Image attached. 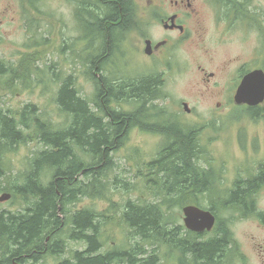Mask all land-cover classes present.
Listing matches in <instances>:
<instances>
[{"label":"trees","instance_id":"obj_1","mask_svg":"<svg viewBox=\"0 0 264 264\" xmlns=\"http://www.w3.org/2000/svg\"><path fill=\"white\" fill-rule=\"evenodd\" d=\"M26 1L35 13H42V8L37 6L42 0ZM45 1L42 2L44 6L47 3ZM94 4L92 9H87V4L83 8L86 13L111 11L107 20L114 23L110 28L113 36L114 31L119 32L131 24L128 0H96ZM120 9L123 19H120ZM84 27V34L80 35L86 36L84 40H87L92 35L90 32L85 35L89 26L85 24ZM94 31L102 38L107 36L103 21L95 26ZM39 32H33V46L37 48L47 44L44 36H38ZM109 42V45L113 44V40L109 39ZM89 51L86 48L78 53L87 54ZM107 57L102 54L89 59L91 63H88L87 80L96 83L92 100L81 93L72 74H54L52 84L58 86L55 104L58 115L62 117L61 122H54L52 117L35 105H26L20 110H0V193L14 194L13 200H17L18 195L33 198L28 208L25 207L27 209L22 208L17 212L0 210V264H12L14 259L23 264L27 258L25 256L36 261L39 253L54 255L65 251L70 240L81 244L82 251L73 250L72 260L62 264H163L167 262L170 253L177 255L178 264H236L235 259L242 257V253L229 227L230 220L225 221L216 212L232 215L240 213L247 206L253 207L254 194L251 192L259 184L264 185V172L236 184L235 189L218 205V209L210 205L209 210L217 217L212 232L199 234L187 231L184 226L171 223L167 213L172 208L165 210L166 207H173L168 200L177 198L179 203L190 201L206 209L201 205V198L212 191H208L207 185L209 172L195 164L194 159L200 152L193 144L192 134L180 132L174 127L169 129V133L162 132L171 138L172 143L163 149L159 159L150 163V170L154 173L152 176L156 178L151 182L158 184V190H161L155 197L157 201L154 206L142 202L141 197L137 202L128 203L121 214L122 223L127 226L131 237L137 240L134 245H128L126 249L113 247L103 250L101 229L111 224L109 215H99L93 207L72 212L71 205L75 202L79 204L84 199L104 200V192L101 190L105 185L109 188L118 185L126 187L124 179L113 176L114 183L107 180L106 175L113 174L117 165L111 154L124 146L131 128H153L144 121V113H148L145 108L165 98L159 91L160 79L122 81L114 76L96 79L94 72L99 73ZM33 61L31 56H26L14 68L12 63L0 58V83L5 80L8 90L14 91L18 84L22 85L29 79ZM37 71L38 77L40 73H45L38 68ZM135 105L140 108L130 112L129 109ZM249 113L253 118L259 114L254 110ZM34 141L37 149L26 164L25 171L18 172L19 175L15 177L7 167L8 156L15 153L19 146ZM74 148H78L80 156H89L92 161L77 159L75 162ZM45 171H51V175L47 176L50 179L47 186L40 183ZM160 175L161 179L158 180ZM193 182L202 184L192 185L197 192L185 196L189 184ZM248 200L252 202L246 205ZM58 204L62 207L60 210ZM117 207L112 204V211L116 212ZM59 213L68 216V235L61 230L63 223ZM170 223L172 228H167ZM46 241H50L47 247Z\"/></svg>","mask_w":264,"mask_h":264},{"label":"rangeland","instance_id":"obj_2","mask_svg":"<svg viewBox=\"0 0 264 264\" xmlns=\"http://www.w3.org/2000/svg\"><path fill=\"white\" fill-rule=\"evenodd\" d=\"M81 1L47 0L45 7L42 2L46 1L42 0L37 6L42 8L43 14H37L26 0H0V58L12 63L14 68H17L26 56L34 59L29 79L22 85L16 82L18 85L14 91L8 90L4 84L5 80L1 81L0 110H20L26 105H35L52 117L54 122H61L62 117L58 115L55 104L58 86L52 84L54 74H72L81 93L88 100H92L96 83L87 80L88 63H91L89 59L108 54L103 62L105 66H101L99 73L94 72L96 79L114 76L122 81H134L142 76L143 79L156 76L155 73H162L164 83L159 87V91L165 98L155 101L153 106H146L148 113H144V121L165 122L167 115L162 112L169 111L168 117L175 112L184 113V103L192 110L193 115L183 122V126L200 132L198 147L202 154L199 165L209 170L212 176V184L208 189L212 193L207 192L201 198V205L205 210H209L210 205L218 209L221 201L234 189L237 180H246L257 176L261 169L264 171V113L253 118L247 107L237 106L233 101L242 66L254 65V68L264 70V0H224V10L230 5V10H238V13H232V18L228 19L223 11L224 17L221 18L220 25L215 17L216 7L210 1L209 7L204 6V9L200 10V26L190 21V37L181 41L176 54H172L173 61L178 62L180 68L176 65L173 69L169 60L160 63L162 68L154 70L155 73L150 72V68L139 55L135 58L129 52L132 51L131 44L134 40L130 45L127 42L109 51L103 49V45L96 39L92 25L94 18L84 9L82 11ZM95 1L86 0L84 3L85 6L88 5L87 9L95 7ZM133 1L141 6L145 4V0ZM136 14L138 18H143L142 8L138 9ZM219 14L222 15L220 11ZM81 19L89 26L85 35L87 32L92 35L87 40L82 39L80 35ZM38 31V36L47 39V44L40 48L33 46V32ZM137 41L136 38L134 46ZM86 48L91 51L87 54L78 53ZM128 52L133 59L129 65L124 63L125 54ZM37 68L39 71L44 70L46 74L40 73L38 77ZM212 73L215 76L208 82L207 76ZM12 86L15 88L16 85ZM218 103H222L221 108L217 107ZM139 108V105H135L129 111L136 112ZM262 111L264 112V105ZM167 145V142L164 145L161 139L152 137L147 131L133 128L128 133L124 146L114 156L117 165L112 177L124 179L126 182L125 188L118 187V196L113 199V202L118 204V212L113 215L114 203L105 199H84L78 204V210L93 207L99 215L110 216L111 224L108 223L101 229L104 250L113 247L126 249L137 242L131 237L130 231H127V226L122 223L121 214L128 203L137 202L141 197L144 203L157 201L149 197L150 191L161 193V190L149 189L153 186V183H150L153 177L150 176L154 174L149 164ZM36 149L35 141L19 146L16 152L7 158L9 172L15 174V177L19 175L18 172H24ZM157 179L160 180L161 175ZM3 194L10 193L2 192L0 197ZM188 194L195 193L187 192L184 195ZM168 201H171L173 206L165 208H172L167 213L171 223L184 226L182 211L193 204L179 200L183 203L181 205L177 198ZM17 202L10 200L0 203V210H20L22 204L18 205ZM255 202L256 209L262 214L261 218L247 215L252 212L251 206H247L242 213L232 215L215 211L225 221L230 220L229 227L242 253V257L235 259L236 264H264V190L256 194ZM250 203L248 200L246 205ZM81 248V244L70 242L66 255L70 254L69 250ZM168 256L167 262L163 264L179 263L174 253Z\"/></svg>","mask_w":264,"mask_h":264},{"label":"flooded vegetation","instance_id":"obj_3","mask_svg":"<svg viewBox=\"0 0 264 264\" xmlns=\"http://www.w3.org/2000/svg\"><path fill=\"white\" fill-rule=\"evenodd\" d=\"M85 1L86 0L81 1L82 11L84 9L83 5H85L84 3ZM210 1L212 4L214 3L216 7L217 11H216L215 17L218 19L219 25L221 23V18L224 17L223 15L224 13L228 19L232 18L231 16L232 13L234 15H237L238 13V10H235V11L230 10V5L224 10V0H207V1L206 0H145L144 6H141L138 3L137 4L134 3L133 0H128L130 14H131V24L127 28L121 29L119 31L120 33L114 31L115 36L112 35L111 29H110L111 26L114 25V23H112L110 20H107L111 16V11H106V10L95 11V12L89 11L87 12V14L92 15V17L94 18V22L92 23L94 30H95V26L100 25L101 21H103L104 30L107 36L106 38L105 36L102 38V36L96 35L97 36L96 39L98 40L99 44L103 45V47L106 48L107 51H109L113 47H119L120 44H127L128 42V45H130L131 41L134 40L131 44V48L133 52L131 50H129V52H131L135 58H137L138 57L137 55H139L141 59L150 68V72H153L157 68H162L160 63L168 62L169 60L173 65L172 66L173 69H175L176 65L179 67L180 64L178 65V62L176 63V61H173L172 54H176L177 49L181 46V41H184L190 37L191 35V31L189 27L190 21H193L195 25L200 26V21H199L200 20V10L204 9V6L209 7V5H211ZM140 8H142L143 18L139 17L140 18L139 19L137 17L136 11ZM219 11L222 13V15L219 14ZM120 19H123V13L121 9H120ZM80 22H81V31H82V34H84L83 31L85 30V27H84L85 23L84 21H82V19ZM83 36L81 35L82 39H84ZM136 38L138 41L136 43V46H134L133 44ZM107 39H108V42H106ZM109 39H111V41L113 40V42H111L113 43L112 45L111 44L109 45L110 43ZM80 43H78L79 47H80ZM129 52L125 54L126 60L124 61V63H127L128 65L133 60ZM254 67H255L254 65L248 67L247 64L242 66L240 70V78H239L240 82L238 86L236 87V90L233 96L234 102H235L234 99H235L237 89L240 86L244 77L252 73L253 71L262 70V69H257ZM155 74L156 76H151V77L147 76L146 78H143V79H147V78H154L157 80L160 79V86H161V84L164 83L163 75L162 73L160 74L155 73ZM137 76H140V75H137ZM214 76L215 75L213 73L209 74L207 76L209 77V79L207 78V81L210 82L212 78H214ZM142 77L136 78L135 80L142 79ZM185 105H188V104L187 103L183 104L184 113L175 112V113H172L171 117H168V115L170 114L169 111L162 112L163 114L167 115L165 122L161 120H158L159 122L146 121L148 123V126L153 127L152 129L143 130L140 126H135L133 128L135 129L138 128V129H142L143 131H147L149 134H151L152 137H158L159 139H161L164 145L166 144V142L169 145L172 143L171 138L167 134H164L162 132L169 133V129L174 127L180 132H186L188 134H192L193 144L198 147L199 146L198 145V134H200V132H198V130H190L183 126V122H186L187 120H189V118L193 115L192 110L188 108V106L186 108ZM221 105L222 103H218L217 107L221 108ZM263 105L264 103L257 105L255 107H248L246 105H243V106L247 107L248 111L254 110L255 112H258L259 113L258 117H259L262 114ZM155 126L162 127V128H155ZM133 128H131L128 133H130V131ZM201 129L205 130V128H201ZM199 152L200 154L197 155V158H196L197 160L194 159L195 164H197V167L200 168L201 170L209 172V170L199 165L201 161L199 160V158L202 154L201 150H199ZM159 155H160V152L158 153L157 158L153 160L151 164L154 163L157 159H159L160 157ZM149 167H150V164H149ZM261 171H263V169H261ZM150 177H153L152 178L153 180L151 181H155L154 176H150ZM209 177H210V180L207 182L208 188L210 184H212V180H211L212 176L210 172H209ZM253 177H256V176H253ZM247 180L248 179L244 180L242 178L237 180L234 184V189L236 187V184H241L243 182H246ZM194 184L197 185V184H202V183H195V182L190 183L188 187L189 188L188 192H192V193L197 192V189L195 187H192V185ZM151 185L153 186L150 187L149 189L158 190V184L153 183ZM262 190H264V185L262 184H259L257 188L253 189L251 193L254 194V197H253L254 202H255L256 194ZM255 204L256 202L254 203L252 207V212L247 215L256 216L258 218H261L262 214L258 211V209H256ZM247 215L244 214L243 216L246 217ZM183 222H184V214H183ZM199 234H204V233H199Z\"/></svg>","mask_w":264,"mask_h":264},{"label":"water","instance_id":"obj_4","mask_svg":"<svg viewBox=\"0 0 264 264\" xmlns=\"http://www.w3.org/2000/svg\"><path fill=\"white\" fill-rule=\"evenodd\" d=\"M237 105L255 107L264 102V71L256 70L242 80L235 95ZM187 108V105H185ZM11 196L3 194L0 203L9 201ZM184 223L188 230L195 233L211 232L216 224V217L211 211L202 210L196 206L183 209Z\"/></svg>","mask_w":264,"mask_h":264},{"label":"bare ground","instance_id":"obj_5","mask_svg":"<svg viewBox=\"0 0 264 264\" xmlns=\"http://www.w3.org/2000/svg\"><path fill=\"white\" fill-rule=\"evenodd\" d=\"M139 80V79H138ZM138 80H134V81H138ZM141 80H143V79H141ZM59 85H60V83H59ZM122 148V146L118 149V151L120 150ZM73 152L75 153V155L73 156L74 157V160H75V162H76V160L77 159H80V160H84V161H86V162H91L92 161V159H91V157H86V156H80L79 155V153H78V148H74V150H73ZM117 154V152H114V153H112L111 154V157H114L115 155ZM115 160V159H114ZM115 170H116V167H115ZM51 171H45V172H43V175H44V177L41 179L42 181L40 182L41 184H43L44 186H47L48 185V183H49V181H50V179H49V177L47 178V176H50L51 174H49ZM107 176V180L108 181H110V183L111 182H113L114 183V181H115V179L112 177V174L111 175H109V174H107L106 175ZM100 177H102L101 175H100ZM82 178V177H81ZM106 180V181H107ZM106 187H102V190L101 191H103L104 192V197H103V199H105V200H107V201H111V202H113V199L115 198V197H117L118 196V193H117V191L119 190V188L118 187H121V185H118V186H114V187H111V188H109L108 187V185H105ZM123 188V187H122ZM17 192V191H16ZM8 195H10L11 196V199L10 200H13V197H14V194H8ZM156 195H157V193H156V191H150V193H149V197H151V198H153V199H156L155 197H156ZM19 196V198L17 199V203H18V205H21L22 204V207H21V209L23 208V209H27L28 208V206H29V202L30 203H32L33 202V198H31L30 196L29 197H27V198H24L22 195H18ZM9 200V201H10ZM15 201V200H14ZM114 204H115V206L117 207V204L115 203V202H113ZM150 203V202H149ZM151 204H152V206H154V203H152L151 202ZM27 206V208H25ZM62 207L60 206V204H58V210H60ZM66 208V207H65ZM20 209V210H21ZM71 209H72V212H76V211H78V203H73L72 205H71ZM20 210H16L15 212H17V211H20ZM115 210H117V208L115 209ZM115 212V211H114ZM113 212V215H115L117 212H118V210L114 213ZM167 212V211H166ZM213 214H214V212H213ZM215 215V214H214ZM59 217L61 218V221H62V228H61V230H63V232L64 233H66L67 235H68V216L65 214H62V213H59ZM110 217V216H109ZM108 217V218H109ZM215 217H216V215H215ZM162 219V218H161ZM216 221H217V219H216ZM169 226H167V228H172V224L170 223V224H168ZM185 229L186 230H188L186 227H185ZM188 231H190V230H188ZM69 242H72V243H74L75 241H69ZM46 243V247L48 246V244H50V241H46L45 242ZM69 246H70V243L67 245V247H65V248H67L65 251H62V252H56L54 255L52 254V255H48V254H42V253H39V257H38V259L36 260V261H34L32 258H29V256H25V257H27L26 258V260H25V262L23 263V264H62V263H64L65 261H67V260H72V251L73 250H69V255L67 256L66 255V253H67V251H68V248H69ZM77 250V249H76ZM79 250H81L82 251V248L81 249H79ZM103 250H104V248H103ZM34 254V253H33ZM36 254V253H35ZM2 259V255L0 254V260ZM12 264H22V263H18V260L17 259H14V260H12Z\"/></svg>","mask_w":264,"mask_h":264}]
</instances>
